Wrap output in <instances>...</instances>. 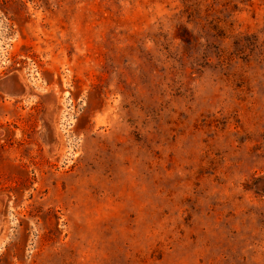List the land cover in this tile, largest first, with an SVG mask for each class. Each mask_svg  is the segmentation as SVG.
Instances as JSON below:
<instances>
[{"label":"rangeland","instance_id":"1","mask_svg":"<svg viewBox=\"0 0 264 264\" xmlns=\"http://www.w3.org/2000/svg\"><path fill=\"white\" fill-rule=\"evenodd\" d=\"M3 82L0 264H264V0H0Z\"/></svg>","mask_w":264,"mask_h":264},{"label":"water","instance_id":"2","mask_svg":"<svg viewBox=\"0 0 264 264\" xmlns=\"http://www.w3.org/2000/svg\"><path fill=\"white\" fill-rule=\"evenodd\" d=\"M9 81L13 82L15 85H17L18 87H20V85H19V83L17 82L16 78H14V77H10V78H9ZM6 83H7V82L0 83V86H1V87H4V86L6 87Z\"/></svg>","mask_w":264,"mask_h":264}]
</instances>
